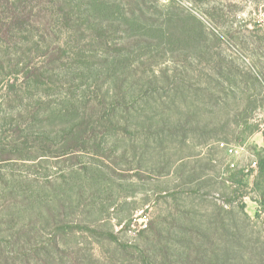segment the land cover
<instances>
[{
  "label": "rangeland",
  "instance_id": "1",
  "mask_svg": "<svg viewBox=\"0 0 264 264\" xmlns=\"http://www.w3.org/2000/svg\"><path fill=\"white\" fill-rule=\"evenodd\" d=\"M117 3L135 16L140 11L146 26L172 19L193 40L164 52L127 44L116 65L130 69L127 110L110 101L119 79L102 87L82 81L72 93L56 90L53 79L29 99L44 104L38 119L57 137L52 150L63 148L82 118L72 106L83 110V94L116 108L97 151L0 161V264L14 256L15 264H143V251L154 254L151 264L165 257L169 264H264V214L255 216L258 172L251 170L264 153V0ZM67 42L59 35L60 46ZM32 63L49 69L45 58ZM15 79L22 91V75L0 83V117L24 109L4 103Z\"/></svg>",
  "mask_w": 264,
  "mask_h": 264
},
{
  "label": "trees",
  "instance_id": "2",
  "mask_svg": "<svg viewBox=\"0 0 264 264\" xmlns=\"http://www.w3.org/2000/svg\"><path fill=\"white\" fill-rule=\"evenodd\" d=\"M118 0H0V83L4 77L22 75V91L15 86V80L8 83V96L5 102L8 106H24V109L16 115L0 117V161L25 160L33 157H58L71 152H84L87 150H99L103 148L104 139L99 137L102 127L107 130L108 119L111 118L114 108L129 105L124 101L125 89L124 74L129 67L116 68L119 60V53L122 50L130 51L131 46L136 50L149 49L166 51L173 47L187 46L193 40L189 29H184L172 19L167 18L160 24L143 25L144 15L139 11L134 15L120 7ZM127 2L131 0H126ZM124 2V0H123ZM126 5V4H124ZM201 32L200 23H196ZM41 29V30H40ZM68 33V34H67ZM59 35L67 37L68 42L60 46ZM84 35H92L86 46ZM76 36V37H75ZM123 40L124 46L115 48L116 40ZM115 42V44H114ZM53 43V46H51ZM95 44V47L91 45ZM133 44V45H132ZM8 47V48H7ZM97 47V48H96ZM103 49V50H102ZM45 58L48 71H41L33 66L32 61L36 58ZM109 65V67H107ZM113 66V70L110 68ZM84 70V71H83ZM88 73V75L85 74ZM55 79L56 90L61 86L66 87L68 93L74 88H79L82 81H94L100 83L98 87L113 84L120 80L121 87L117 94L110 96L105 90L102 99L111 97L110 101L116 105L105 103L109 108V114L100 116V112L106 110L104 105L95 104V97H86L83 94L81 99L82 110L88 114H81L82 111L72 106L77 116L82 118L74 122L69 130H63L68 135V140H63V148L52 150L56 136L52 135L50 124L42 123L39 117L42 113V100L29 99L35 96L39 89L47 87L48 83ZM118 80V81H119ZM65 84V85H64ZM156 90L158 85H153ZM147 91L150 96L152 92ZM153 91H155L153 89ZM117 95H120L119 98ZM145 95V94H144ZM26 101V102H25ZM105 101L103 100L102 103ZM128 106V107H127ZM98 113V114H97ZM97 115V116H96ZM86 116V117H84ZM38 120V121H37ZM38 122V123H37ZM42 123V124H41ZM8 125L7 128L5 126ZM122 131L127 132L125 128ZM64 135V139L66 138ZM8 139L1 143V139ZM264 140V131H263ZM257 178L253 183L254 192L257 194L255 202L258 205L255 213L259 217L264 214V153L256 157ZM233 180V178H230ZM244 188L247 184H242ZM150 227L149 229H152ZM41 230H38L40 233ZM113 241H116L112 235ZM38 246H31L30 254L40 252ZM34 252V254L32 253ZM141 252V251H139ZM164 255L167 254L162 249ZM144 256H139L143 264H151L152 255L143 251ZM23 258L26 254H19ZM11 260L15 264L16 257ZM40 262V263H39ZM35 264H46L39 260ZM24 264H31L25 262ZM52 264H56L52 260ZM59 264V263H58ZM159 264H169L168 258L161 260Z\"/></svg>",
  "mask_w": 264,
  "mask_h": 264
},
{
  "label": "built area",
  "instance_id": "3",
  "mask_svg": "<svg viewBox=\"0 0 264 264\" xmlns=\"http://www.w3.org/2000/svg\"><path fill=\"white\" fill-rule=\"evenodd\" d=\"M262 127H264V124L262 125ZM234 151V149H232V148H230V150H229V152H233ZM251 170H252V173H256V171H257V165H256V161H254L253 163H252V165H251ZM247 171V170H246ZM141 216V219L140 220H138L139 221V223H142L143 221H145V215L143 216V214H140Z\"/></svg>",
  "mask_w": 264,
  "mask_h": 264
}]
</instances>
